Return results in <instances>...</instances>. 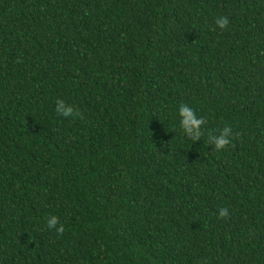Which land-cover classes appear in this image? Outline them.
I'll use <instances>...</instances> for the list:
<instances>
[{"label": "trees", "instance_id": "16d2710c", "mask_svg": "<svg viewBox=\"0 0 264 264\" xmlns=\"http://www.w3.org/2000/svg\"><path fill=\"white\" fill-rule=\"evenodd\" d=\"M0 264H264V0H0Z\"/></svg>", "mask_w": 264, "mask_h": 264}, {"label": "clouds", "instance_id": "9594fccd", "mask_svg": "<svg viewBox=\"0 0 264 264\" xmlns=\"http://www.w3.org/2000/svg\"><path fill=\"white\" fill-rule=\"evenodd\" d=\"M215 24L219 29L226 30L229 25V20L226 16H220L215 20ZM56 112L65 118L78 117L83 119V114L78 109L67 104L63 99H58L56 101ZM178 113L181 118L180 127L184 134L193 141L200 140L201 136L204 135L203 126L206 124V119L198 117L194 109L188 104H181ZM239 136L240 133H235L234 135L232 126L226 125L219 130V134H210L208 142L214 145L216 151H225L232 144L233 139L238 138ZM228 216L229 212L227 208H221L219 210L220 219L227 218ZM46 226L49 230H55L57 234H63L64 232V226L59 223L58 218L55 216L47 219Z\"/></svg>", "mask_w": 264, "mask_h": 264}]
</instances>
